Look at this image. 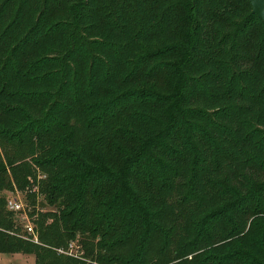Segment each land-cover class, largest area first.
I'll use <instances>...</instances> for the list:
<instances>
[{
  "label": "trees",
  "instance_id": "obj_1",
  "mask_svg": "<svg viewBox=\"0 0 264 264\" xmlns=\"http://www.w3.org/2000/svg\"><path fill=\"white\" fill-rule=\"evenodd\" d=\"M176 43H186L193 60L177 77L184 85L174 123L160 132L166 110L158 99L125 101L149 84L167 94L156 60ZM81 52L91 58L84 75ZM116 100L97 113L98 104ZM179 121L187 135L174 130ZM130 137H160L170 174L157 188L138 187L122 219L111 209L113 218L97 220L88 144L110 166ZM25 159L49 168L54 184L40 191L56 209L36 212L28 191L35 243L19 235L0 196V253L31 254L34 264H90L57 252L76 241L98 264H244L243 256L264 264V23L248 0H0V192L12 182L28 186ZM176 179L189 185L182 216L173 212L181 202ZM226 183L230 192L216 188ZM231 202L241 204L231 223L215 220L214 211L209 228L195 231L199 211Z\"/></svg>",
  "mask_w": 264,
  "mask_h": 264
},
{
  "label": "rangeland",
  "instance_id": "obj_2",
  "mask_svg": "<svg viewBox=\"0 0 264 264\" xmlns=\"http://www.w3.org/2000/svg\"><path fill=\"white\" fill-rule=\"evenodd\" d=\"M186 1V0H184ZM68 3H59L56 7H64V10L68 11ZM246 16V15H245ZM244 16V17H245ZM243 17V18H244ZM77 41H81L77 39ZM85 50H88L86 46ZM191 54L188 50V45L186 43L178 46L177 43L174 45L172 50H167V53L158 58L156 61H162V75H161V86L167 90V94L161 93L157 85L149 84L144 86L139 90H134L131 93L130 97L125 101L131 99H136L140 97H148L151 99H158L159 102L163 105L166 110V113L163 115L164 119V128L160 131L166 130L168 124L174 123V115L177 113V92L181 91L184 85V80L177 78L179 72L182 71L183 65L192 63L193 57L189 58ZM80 60V68L82 67V75L88 71L89 62L91 58L88 57L86 52H81L78 55ZM70 75V80L72 81V76ZM79 79V78H78ZM69 80V77H68ZM111 95V94H108ZM135 97V98H134ZM165 100V101H163ZM99 108L97 113H100L102 108L109 111L111 108H115L119 103L114 102V104H98ZM163 108V109H164ZM108 113V112H107ZM177 126L174 127V130H177L180 133L187 135L189 133V128H183L182 125L185 124L184 121L178 122ZM172 131V130H171ZM126 147L119 152H117L116 158L112 161V165H107L101 158L99 152L92 145L93 142L88 144L89 151L93 160V163L87 166V181L90 187L91 185H97L98 193V203H100V211L97 213V220L102 216L104 221H107L110 216V210L114 209L113 214H116V219H122V215H126L129 212L128 205L139 196L138 187L143 186L145 182H152L154 187L159 186L160 182L170 174V167L163 162L159 156L157 149L163 147L164 142L159 137L156 141H145L138 138H128ZM197 156L196 151H190L187 153V158L190 162H193ZM31 165L32 173L26 177V184L28 185L23 188H18L15 182H12V189H3L0 192V196L4 197L6 200L8 197L17 196L25 201V206L30 210L31 206L29 205L28 191L31 186L37 189V194L35 196L36 212L45 213L47 211H55V206H50L47 200L44 198V195L40 191L41 185H53V180L50 181L49 168L44 169L38 166L32 159H25ZM156 184V185H155ZM148 186V185H144ZM32 187V188H33ZM188 180L176 179V192L174 193L175 199H181V202L178 201V206L173 212H177L178 216L184 215L183 209L185 205L190 202L188 196ZM157 188V187H156ZM218 190L227 189V192L231 191L233 188L232 185H216ZM187 198V199H186ZM241 208V204L236 203H223L215 207H208L205 210H201L197 213L196 221L194 222L195 231L199 229L209 228L208 223L206 222V217L208 214L217 211L218 217L215 220L221 219L222 222L228 221L231 223V217L233 218L234 212H237ZM137 215L142 217L141 212H134ZM16 225H20V221L16 220ZM108 225V224H107ZM125 225L128 226V219H126ZM17 226V228H18ZM106 228V224L102 225V229ZM22 231V230H21ZM20 231H12L11 234H18ZM165 233L164 231H162ZM103 233L101 230L98 234ZM22 237L26 235L19 233ZM161 240L164 241L163 234L161 235ZM158 243V241H155ZM171 250V247H168L165 252ZM177 250H180L177 245ZM124 258L129 256V250L124 252ZM181 255V254H179ZM191 258L190 255L187 256ZM182 257L178 258V261ZM127 259V258H126ZM244 264H252V258L250 256H243L240 258ZM0 264H34V259L31 254H7L0 253Z\"/></svg>",
  "mask_w": 264,
  "mask_h": 264
},
{
  "label": "built area",
  "instance_id": "obj_3",
  "mask_svg": "<svg viewBox=\"0 0 264 264\" xmlns=\"http://www.w3.org/2000/svg\"><path fill=\"white\" fill-rule=\"evenodd\" d=\"M30 193L37 194V189L33 187L29 190ZM7 209L14 213L16 215V219L20 221V225L22 228V231L26 235L27 239H30L31 241L38 243V238L36 235L35 226L28 214L29 209L25 206V201L17 196H12L7 198ZM25 237V236H23ZM57 252L62 255H66L68 257H72L74 259H78L81 261H85L86 263L90 264H98L95 262H91L89 260H86L83 257V251L81 250L80 245L73 241L66 248H59L57 249Z\"/></svg>",
  "mask_w": 264,
  "mask_h": 264
},
{
  "label": "water",
  "instance_id": "obj_4",
  "mask_svg": "<svg viewBox=\"0 0 264 264\" xmlns=\"http://www.w3.org/2000/svg\"><path fill=\"white\" fill-rule=\"evenodd\" d=\"M252 7V13L257 15L264 23V0H248ZM197 0H192V4L195 5Z\"/></svg>",
  "mask_w": 264,
  "mask_h": 264
}]
</instances>
